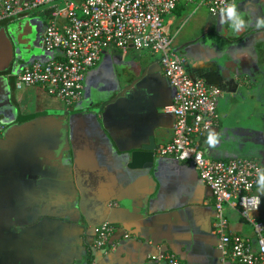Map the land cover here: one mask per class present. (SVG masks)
Here are the masks:
<instances>
[{"label":"crops","instance_id":"0c3cea01","mask_svg":"<svg viewBox=\"0 0 264 264\" xmlns=\"http://www.w3.org/2000/svg\"><path fill=\"white\" fill-rule=\"evenodd\" d=\"M192 2L177 0L165 24L189 76L222 90L218 124L197 143L208 158H252L264 173V30L224 25L221 34L220 14L197 3L179 33ZM235 4L246 20L264 16V0ZM46 19L0 22V264H149L158 249L186 264H238L222 258L212 193L189 163L155 153L151 167H128L131 151L172 137L174 117L163 108L173 91L157 54L104 50L72 109L43 87H15L25 65L59 54L40 47ZM225 215L230 232L254 242L236 210L225 206ZM105 221L115 230L98 249Z\"/></svg>","mask_w":264,"mask_h":264},{"label":"built area","instance_id":"2783aa9c","mask_svg":"<svg viewBox=\"0 0 264 264\" xmlns=\"http://www.w3.org/2000/svg\"><path fill=\"white\" fill-rule=\"evenodd\" d=\"M192 2V0H188ZM238 0H198L211 15ZM48 4L40 47L59 54L47 60H34L15 76V87H43L67 109L83 99L85 78L108 48L121 53L130 49L159 56L164 77L171 87L172 101L164 111L174 117L172 137L156 154L189 163L213 196L212 229L219 238L222 258L238 264H264V219L257 215L261 199L256 193L262 167L252 158L211 159L197 141L218 124L217 102L222 90L186 71V58L175 51V34L166 29L165 17L177 0H0V22L20 20L28 11ZM60 4L62 6H60ZM5 125L0 121V134ZM225 206L249 223L251 238L228 229ZM115 226L100 223L95 229V248L106 246ZM149 264H186L165 249L149 256Z\"/></svg>","mask_w":264,"mask_h":264},{"label":"clouds","instance_id":"9594fccd","mask_svg":"<svg viewBox=\"0 0 264 264\" xmlns=\"http://www.w3.org/2000/svg\"><path fill=\"white\" fill-rule=\"evenodd\" d=\"M251 3V0H249ZM220 33L223 34L225 29L224 25H228V28L233 33H239L246 30L248 27H255L257 30H264V16H257L254 20H246L244 14L239 11L235 3L227 4L220 9ZM208 143L211 146H215V139L210 136ZM260 190L264 192V173L260 175Z\"/></svg>","mask_w":264,"mask_h":264},{"label":"rangeland","instance_id":"374dc122","mask_svg":"<svg viewBox=\"0 0 264 264\" xmlns=\"http://www.w3.org/2000/svg\"><path fill=\"white\" fill-rule=\"evenodd\" d=\"M192 1L193 2L191 4H189V6L187 7V9L186 8L184 9V12L185 13H183L182 16H181V18L179 19V20H181V22L178 24V26H180L181 23H182V25L180 26V29H179V33L181 31H184L192 23L191 21L193 20V17L195 15V14H192V12H194L193 10L196 8L197 1L198 0H192ZM48 6L49 5L46 4V5H41V6L37 7V8L30 9L28 11V14L30 15V18L34 17L40 23L39 25L43 26V23H44V21L46 19L45 9H47ZM60 6H62V5L60 4ZM204 9H206V8L205 7H201L199 9V11L204 10ZM177 38H178V36L176 35L175 40L173 41V44L174 45L176 44V39ZM42 51H44V50H42ZM259 191H260L259 192V196L261 198V204H260V207L259 208H260L261 213L263 215V210H264V194H262V191L261 190H259Z\"/></svg>","mask_w":264,"mask_h":264},{"label":"water","instance_id":"95a60500","mask_svg":"<svg viewBox=\"0 0 264 264\" xmlns=\"http://www.w3.org/2000/svg\"><path fill=\"white\" fill-rule=\"evenodd\" d=\"M63 115L73 116L74 114H72L70 111H66ZM156 149V146L142 145L139 149L131 151V161L128 163V167L142 166L143 162V167H151L155 161L154 156ZM123 203L126 205L125 201H123Z\"/></svg>","mask_w":264,"mask_h":264},{"label":"flooded vegetation","instance_id":"af4514ba","mask_svg":"<svg viewBox=\"0 0 264 264\" xmlns=\"http://www.w3.org/2000/svg\"><path fill=\"white\" fill-rule=\"evenodd\" d=\"M262 47H264V44H263V46ZM261 51H263V49H261Z\"/></svg>","mask_w":264,"mask_h":264}]
</instances>
